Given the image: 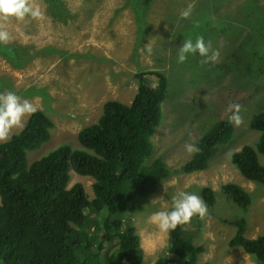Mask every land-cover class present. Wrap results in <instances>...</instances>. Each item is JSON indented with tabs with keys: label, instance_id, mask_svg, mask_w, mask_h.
Wrapping results in <instances>:
<instances>
[{
	"label": "rangeland",
	"instance_id": "374dc122",
	"mask_svg": "<svg viewBox=\"0 0 264 264\" xmlns=\"http://www.w3.org/2000/svg\"><path fill=\"white\" fill-rule=\"evenodd\" d=\"M33 2L41 12L38 18H0V27L11 36L7 43H0V93L11 91L28 99L53 123L49 139L26 152L27 162L60 144L86 150L77 141V133L96 121L102 103L114 99L128 104L137 88L134 74L160 71L167 87L161 120L149 136L151 151L144 162L159 156L168 174L149 194L135 195L130 204L138 209L128 208L115 217L124 224L130 222L136 233L153 210L151 199L164 195L166 200L176 190H187L205 203L201 191L210 187L213 203L211 207L205 203L207 214L182 224L192 243L203 248L197 264H263L240 247L228 246L235 227L224 220L243 218L249 238L264 233V184L245 179L231 162L234 151L254 144L258 132L249 127V119L264 109V0ZM189 7V17L182 18L180 13ZM198 36L208 45L209 54L218 53L217 59L204 63L193 54L177 63L176 47L183 37L195 40ZM231 104L240 106L231 137L217 146L204 169L180 171L192 155L185 145L194 143L217 118L229 116ZM18 130L12 129L10 135ZM257 158L264 164V156ZM68 173L67 185L80 183L91 198L93 179L71 168ZM228 182L249 195L245 208L222 191ZM106 213L105 208L98 213L85 211L88 220L99 224ZM86 228L91 235L93 227ZM98 233L88 247L83 241L76 248L78 264H105L111 252L117 258L116 237L101 239L102 228ZM159 257L167 264L175 258L169 249ZM149 259L142 253L140 263L148 264Z\"/></svg>",
	"mask_w": 264,
	"mask_h": 264
},
{
	"label": "trees",
	"instance_id": "16d2710c",
	"mask_svg": "<svg viewBox=\"0 0 264 264\" xmlns=\"http://www.w3.org/2000/svg\"><path fill=\"white\" fill-rule=\"evenodd\" d=\"M134 76L137 88L128 104L105 100L96 121L78 131L77 141L86 150L60 144L28 163L26 152L46 142L53 126L39 109L27 117L22 131L0 141V264H78L76 248L83 241L88 247L100 228L101 239H117V258L111 252L105 264H141L133 225L124 224L114 214L138 209L130 204L135 195L149 194L168 174L161 157L144 162L151 151L149 136L161 120L167 79L157 70L138 71ZM228 117L217 118L198 136L194 144L199 150L192 152L180 171L190 173L207 166L217 146L232 135L233 121L230 123ZM248 124L258 132L257 139L253 145L244 144L234 151L231 162L245 179L264 184V164L257 158L258 154L264 156V109L254 113ZM69 168L93 179L91 198L80 183L67 185ZM222 191L240 207L249 203V195L238 184L225 183ZM201 194L211 207L213 190L204 187ZM104 208L107 216L101 224L87 219V209L98 213ZM224 222L235 227L228 246L240 247L264 264V233L246 237L243 218ZM88 225L94 229L91 235ZM169 250L175 256L173 264H197L203 248L193 244L178 225L170 234ZM156 264L167 263L159 257Z\"/></svg>",
	"mask_w": 264,
	"mask_h": 264
},
{
	"label": "clouds",
	"instance_id": "9594fccd",
	"mask_svg": "<svg viewBox=\"0 0 264 264\" xmlns=\"http://www.w3.org/2000/svg\"><path fill=\"white\" fill-rule=\"evenodd\" d=\"M190 7L180 13L182 18H188ZM41 15L39 7L33 0H0V18L9 17L24 20L25 17L38 18ZM11 39L10 33L0 27V43H7ZM147 51L151 52V48ZM199 55L204 63L214 62L218 53L212 51L203 37L195 40L183 37L182 42L176 47V62L183 63L189 55ZM239 104L229 105V122H239L236 112ZM36 106L28 99L21 98L14 92L0 93V141L10 139L12 129L23 130L28 116L36 111ZM185 150L189 153L198 151L194 143L186 144ZM152 209L144 217L143 226L137 232L138 249L150 258L148 264H156L160 255H167L169 238L178 225L188 223L194 216L203 218L207 214V207L203 200L195 193L187 190H176L168 195L155 197L149 202Z\"/></svg>",
	"mask_w": 264,
	"mask_h": 264
}]
</instances>
